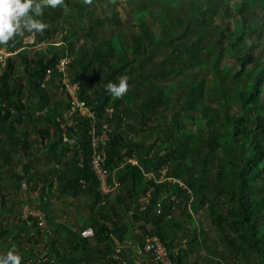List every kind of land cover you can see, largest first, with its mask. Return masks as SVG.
Segmentation results:
<instances>
[{
  "label": "trees",
  "instance_id": "obj_1",
  "mask_svg": "<svg viewBox=\"0 0 264 264\" xmlns=\"http://www.w3.org/2000/svg\"><path fill=\"white\" fill-rule=\"evenodd\" d=\"M37 18L43 32L0 45L16 52L0 62V171L11 178L9 188L0 183V256L14 247L21 264L33 263L35 250L7 234L30 226L28 237L46 242L40 264H136L114 245L129 216L149 225L139 250L156 235L171 264H199L185 262L181 239L199 245L203 264H264V0H64ZM121 75L129 88L116 98L104 86ZM63 76L87 110L71 125ZM103 124L98 150L106 183H117L108 194L89 166ZM127 158L135 163L121 168ZM40 182L31 208L43 226L6 205ZM72 203L86 207L90 236L63 222Z\"/></svg>",
  "mask_w": 264,
  "mask_h": 264
},
{
  "label": "built area",
  "instance_id": "obj_2",
  "mask_svg": "<svg viewBox=\"0 0 264 264\" xmlns=\"http://www.w3.org/2000/svg\"><path fill=\"white\" fill-rule=\"evenodd\" d=\"M16 52H11L9 49L6 47H1L0 48V62H3L7 57L12 56ZM65 60H60L59 64L57 65V68L59 71L63 72L64 67H65ZM50 78L49 72L47 73L46 80ZM61 89L64 92V95L69 103V108L66 111L65 114V123L68 125H71L73 123V118L78 111L81 114H86L87 110L83 106L82 103H80L77 95V86L74 84H71L70 81L68 80L67 77L63 76L61 79ZM85 109V112L83 110ZM108 112H111V110H108ZM60 128L62 130V141L67 142V143H72L73 140L69 139L66 134V125L61 124ZM108 133H109V128L107 124H103L101 128V132L99 135H93L92 136V147L96 149L95 153L91 157V168L95 173V176L100 180V192L102 194H108L114 188L117 186V183H113V185H109L106 182V178L108 177V174H106L105 170L103 169L104 161H105V156L103 152H100L98 150L99 148V143H102L103 145H106V142L108 141ZM125 163H132L134 164L135 161L134 159L127 158L124 163L120 165L122 168ZM105 177V183H102L101 177ZM40 222L39 225L43 226L45 224V219L41 213L38 215ZM87 236L91 235L90 230L86 232ZM142 251V252H141ZM139 252L142 254H149L151 259L155 261L157 264H171L170 258L168 256V251L166 249V246L162 242V240L159 239L158 236L156 235H147L144 237V243L142 246V250H139ZM113 259H119L117 253L115 254H110ZM122 264H125V261H122Z\"/></svg>",
  "mask_w": 264,
  "mask_h": 264
},
{
  "label": "clouds",
  "instance_id": "obj_3",
  "mask_svg": "<svg viewBox=\"0 0 264 264\" xmlns=\"http://www.w3.org/2000/svg\"><path fill=\"white\" fill-rule=\"evenodd\" d=\"M63 3L64 0H0V45H6L22 31L43 32L48 25L37 17L42 15L45 7L56 8ZM128 80L127 75H121L118 83L108 81L104 86L106 93L116 98L123 96L129 88ZM0 264H21V256L13 247L0 256Z\"/></svg>",
  "mask_w": 264,
  "mask_h": 264
},
{
  "label": "rangeland",
  "instance_id": "obj_4",
  "mask_svg": "<svg viewBox=\"0 0 264 264\" xmlns=\"http://www.w3.org/2000/svg\"><path fill=\"white\" fill-rule=\"evenodd\" d=\"M121 2H123V0H120ZM118 9L121 13V15L123 17L126 16V12H125V9L122 5L118 6ZM60 38V34L59 33H56V35H53V41L57 42ZM42 44L38 45L39 47H41ZM59 95H62V93L59 92ZM65 96V95H64ZM64 98V97H63ZM83 112H85V109L83 110ZM65 114H66V111H65ZM34 139V142H33V146L36 147V146H39V142L37 141V139L35 137H33ZM39 170H40V174H44V171L46 170L47 171V168L43 165H41L39 167ZM0 179H1V185L4 186L5 188H9L10 184H11V181H10V177L8 174H6L3 170L0 171ZM43 179V177H42ZM99 180V179H98ZM100 181V180H99ZM101 181L102 183H105V177H101ZM100 183V182H99ZM42 182H40L38 185H37V188H34V189H29L28 190V193H23V194H20V197L19 196H16V197H9L8 200H7V203L6 205L10 208V209H13V211L17 212L18 210H20L22 213H21V217L26 219V217L28 215H31V216H38L39 215V211L36 210V209H32L31 206L32 205H35L37 203V200H36V197H37V191H38V188H40ZM82 184L84 185V183L82 182ZM100 185V184H99ZM10 192V191H9ZM24 201V204H22L20 201L21 199ZM29 198H35L34 200H31L29 201ZM142 200H144V198H142ZM53 201V200H52ZM66 201H64V199L59 202V203H56V207L59 206L61 204V206H63L65 204ZM71 206V207H70ZM54 208V207H53ZM64 208H65V205H64ZM72 208V209H70ZM55 209V208H54ZM68 209L71 210V212H67L66 216L63 217V222L71 225V226H74L75 229H77L78 231L80 229L83 228H87V221H86V215H87V211L85 210L86 207L84 206H81L80 208H76L75 205L72 203V204H69L68 208H66L65 210L67 211ZM73 211V212H72ZM58 213H60L58 211ZM5 215H0V226H4L5 225ZM9 220L10 221H13L11 219V217H9ZM205 223L206 225L204 226V228L210 232V236L212 237H218V233L216 231H214L213 229H211V226L209 225V220L208 219H205ZM89 229L87 228L85 232H87ZM31 231V227L28 226L26 229H23V230H17V229H13V228H8V231H7V234L9 236H12L16 239V242H17V245H20L19 248L21 247H28V249L30 248H33L35 250V255L37 256V258L34 260L33 263L31 264H40L39 263V260H41L45 254L47 253V250L45 249V245H46V242L45 240L43 239H39V240H34V238L32 237H28V235H30ZM16 235H18V237H16ZM43 254V256H39ZM142 254H139V258H142ZM29 262V261H27Z\"/></svg>",
  "mask_w": 264,
  "mask_h": 264
},
{
  "label": "crops",
  "instance_id": "obj_5",
  "mask_svg": "<svg viewBox=\"0 0 264 264\" xmlns=\"http://www.w3.org/2000/svg\"><path fill=\"white\" fill-rule=\"evenodd\" d=\"M176 216H177L176 222H178L180 224V226L183 224H186L185 222H183V220L185 219V217L183 215L180 214V215H176ZM125 222H127L128 225H130L127 229L128 231H127L125 236H124L125 231H124V233H122V242L114 239V245H116V247H118L121 250L127 251V254H129V257L131 259H133L136 264H141V262L143 261V257L139 258V254H141V253L139 252L138 243L141 240L140 237H141V235H143L145 228H148L149 225L147 223H143L141 221L135 222L129 216L125 217ZM203 224H204L203 226L206 225L205 222ZM171 226H173V225H171ZM177 228L175 226V227H173L172 230L176 231ZM85 229H87V228H85ZM180 243H182V244L179 247H181L182 249H186V254H185V258H184L186 263H188V262L194 263L195 260H197V262L199 264L204 263L203 257H205V254H204L203 250L199 249L200 248L199 245H188L186 247L185 239H181ZM175 251L177 252L178 249L176 248ZM121 255H122V253H121Z\"/></svg>",
  "mask_w": 264,
  "mask_h": 264
}]
</instances>
